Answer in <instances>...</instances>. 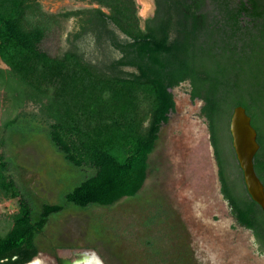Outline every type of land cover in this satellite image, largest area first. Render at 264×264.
Masks as SVG:
<instances>
[{"label":"trees","instance_id":"obj_1","mask_svg":"<svg viewBox=\"0 0 264 264\" xmlns=\"http://www.w3.org/2000/svg\"><path fill=\"white\" fill-rule=\"evenodd\" d=\"M76 1L97 7L52 14L38 0H0V63L19 87L15 102L36 105L65 161L92 170L66 203L107 207L136 197L175 110L171 90L187 83L190 100L202 103L223 200L264 255V216L233 166L229 134L240 106L256 132L253 168L264 187V0H154V15L143 22L135 0ZM72 17L71 48L58 57L43 52L47 34ZM0 198L18 199L0 231V264H28L39 252L35 237L63 206L45 204L34 214L3 153Z\"/></svg>","mask_w":264,"mask_h":264},{"label":"rangeland","instance_id":"obj_2","mask_svg":"<svg viewBox=\"0 0 264 264\" xmlns=\"http://www.w3.org/2000/svg\"><path fill=\"white\" fill-rule=\"evenodd\" d=\"M38 1L52 14L97 7L86 1ZM135 2L142 22L153 16V0ZM77 31L76 18L61 20L39 48L61 56ZM18 89L0 63V153L8 176L34 214L45 204L63 206L35 237L39 252L28 264H59L60 258L73 260L83 252L100 264H264L252 233L237 223L220 193L202 103L190 100L187 83L171 90L175 110L160 128L138 195L85 208L66 203L65 196L91 171L65 161L49 140L38 107L15 102ZM232 163L238 164L236 158ZM17 210L18 199L0 198V231Z\"/></svg>","mask_w":264,"mask_h":264},{"label":"water","instance_id":"obj_3","mask_svg":"<svg viewBox=\"0 0 264 264\" xmlns=\"http://www.w3.org/2000/svg\"><path fill=\"white\" fill-rule=\"evenodd\" d=\"M229 134L235 158L242 172L247 194L262 210L264 216V187L255 174L253 158L259 149L256 132L245 110L237 106L229 120ZM89 257L85 252L76 254L74 259L60 258L59 264H85Z\"/></svg>","mask_w":264,"mask_h":264},{"label":"bare ground","instance_id":"obj_4","mask_svg":"<svg viewBox=\"0 0 264 264\" xmlns=\"http://www.w3.org/2000/svg\"><path fill=\"white\" fill-rule=\"evenodd\" d=\"M85 264H100L94 257H89V259L85 260Z\"/></svg>","mask_w":264,"mask_h":264},{"label":"crops","instance_id":"obj_5","mask_svg":"<svg viewBox=\"0 0 264 264\" xmlns=\"http://www.w3.org/2000/svg\"><path fill=\"white\" fill-rule=\"evenodd\" d=\"M80 169H88V170H90L91 171V174H92V170L91 169H89V168H87V167H82V168H80ZM90 174V175H91Z\"/></svg>","mask_w":264,"mask_h":264},{"label":"flooded vegetation","instance_id":"obj_6","mask_svg":"<svg viewBox=\"0 0 264 264\" xmlns=\"http://www.w3.org/2000/svg\"><path fill=\"white\" fill-rule=\"evenodd\" d=\"M153 2H154V0H153ZM154 6H155V4H154ZM154 12H155V9H154ZM154 15V14H153ZM192 101V100H191ZM195 101V100H194ZM30 263V262H29Z\"/></svg>","mask_w":264,"mask_h":264}]
</instances>
